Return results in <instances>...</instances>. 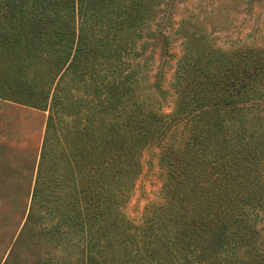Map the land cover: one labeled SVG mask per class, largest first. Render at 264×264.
Segmentation results:
<instances>
[{"label": "trees", "instance_id": "obj_1", "mask_svg": "<svg viewBox=\"0 0 264 264\" xmlns=\"http://www.w3.org/2000/svg\"><path fill=\"white\" fill-rule=\"evenodd\" d=\"M171 21L167 0H0V98L47 112L0 264H264L248 237L264 210V44L223 48L180 20L162 112L140 80L148 43L175 58ZM148 147L162 201L134 224L125 206ZM25 155L0 148V179ZM62 244L70 254L48 257Z\"/></svg>", "mask_w": 264, "mask_h": 264}, {"label": "rangeland", "instance_id": "obj_2", "mask_svg": "<svg viewBox=\"0 0 264 264\" xmlns=\"http://www.w3.org/2000/svg\"><path fill=\"white\" fill-rule=\"evenodd\" d=\"M167 8L172 12L173 26L161 25L163 33L169 39L164 45L167 46L171 55H175V58H165L166 55L160 53L159 46L161 45L153 47L152 43H148V57L142 61L143 72L140 80L141 92L146 101L152 108L162 112H168L172 108L175 97L170 84L174 80L175 64L182 46V40L177 34L180 20L181 22L184 20L190 26H196L198 30H211L214 42L223 48L230 47L232 43L237 46L264 44V0H167ZM257 26L261 33L257 31L252 35L251 31ZM164 91L167 93H162ZM17 108L31 113V119L26 118L25 121L33 125L26 131L34 133L38 129L40 136L35 144L30 140L27 145H24L19 139L24 140L25 138L23 136L19 138L20 134L14 131V127L20 126L16 113L18 109L0 105V148H10L26 154L24 162L11 164L14 166L13 171L16 172L13 177L0 179V262L3 259V250L10 242V237L14 233L16 235L21 227V224L17 226V223L20 216L19 210H21V190L26 192L28 187L25 186V177L29 173L28 156L37 157L43 134L41 119L37 117L40 114L30 108ZM4 158L9 160L5 155ZM141 163L142 173L125 206L126 215L134 224L140 222L146 207L160 204L162 201L161 185L164 172L158 165V150L155 147L146 148L143 151ZM13 192L15 194L11 195ZM226 194L224 190L220 192L222 201H225ZM248 205L250 204H244V206ZM250 218H252L250 227L253 230L248 237L251 242L255 241L260 246L259 251L264 252V210H260L255 215L251 213ZM69 248L67 244H62L59 248L52 249L48 257H66L71 252L72 248ZM74 251L83 252V246L81 247L79 243L75 244ZM243 252H245L244 249ZM28 254L31 256L32 253L29 251ZM35 260L27 256L28 264Z\"/></svg>", "mask_w": 264, "mask_h": 264}, {"label": "crops", "instance_id": "obj_3", "mask_svg": "<svg viewBox=\"0 0 264 264\" xmlns=\"http://www.w3.org/2000/svg\"><path fill=\"white\" fill-rule=\"evenodd\" d=\"M0 105H4V106H8V107H11L13 109H18L17 107H22V108H30L36 112H38L40 114V116H37L38 119H41V122H42V129H43V132H44V126H45V122H46V117H47V112L46 111H42V110H39V109H34V108H31V107H27V106H23V105H19V104H16L14 102H11V101H7V100H4V99H1L0 98ZM16 113L18 115V124L21 126L18 127H14V131L18 133V135L20 134V137L21 138L22 136L25 138L24 140L22 139H19L21 142H23L24 145H27L28 141L30 142V140H32L33 144H35L38 139H39V131L38 129L34 131V133H30L26 130L30 129V127L33 125V123L29 124V123H26L25 119L26 118H30L31 119V113L29 112H26L25 110H16ZM34 120V119H33ZM28 124V125H26ZM26 127V128H25ZM11 130V129H10ZM43 135V134H42ZM29 145V144H28ZM2 147V146H1Z\"/></svg>", "mask_w": 264, "mask_h": 264}]
</instances>
